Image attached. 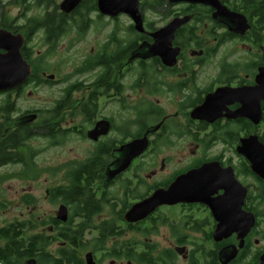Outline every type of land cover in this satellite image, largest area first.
I'll return each instance as SVG.
<instances>
[{
  "label": "flooded vegetation",
  "instance_id": "af4514ba",
  "mask_svg": "<svg viewBox=\"0 0 264 264\" xmlns=\"http://www.w3.org/2000/svg\"><path fill=\"white\" fill-rule=\"evenodd\" d=\"M87 1L91 0H84L80 6ZM98 2L92 0V10L86 11L88 14L82 17L76 13L78 8L71 14L65 13L68 15V27L60 38L74 30V35H79L81 42L82 36L92 27L94 17L91 14L94 13L98 19H108L106 24L113 23L110 37L92 53L82 56L79 65L63 77H59L58 72L50 73L47 68L50 54L43 69L35 74V65L26 52L31 48L28 37L32 40L37 35L30 34V17L8 19V25L0 24V29L24 36L21 52L33 68L23 84L0 91V147L11 146L22 157L18 162H1L0 168L19 164L26 170L28 158L36 154L31 143L50 140L51 144L49 124L51 109L56 106L55 122L67 132L62 141L73 135L93 145L87 158L68 163L64 172L67 181L58 186L70 184L68 176L73 166L86 164L97 150L109 148L108 160L94 172L93 198L88 193L90 199L87 203L91 202L93 209L97 210L90 212L84 204L83 209H75L74 204L60 199V205L66 204L69 208L68 221L56 219L57 223H51L50 219H42L41 224L30 226L28 236L42 235L44 240L50 236L58 238L55 240L58 242L55 253L49 251V246L55 241L45 250L56 256L61 264H259L264 255V180L252 171L249 161L237 153L240 137L255 131H242L237 126V122L249 121L247 119L221 117L211 122L195 119L192 113L220 88L235 89L255 84L259 68L264 66V0H207L205 3L157 0L155 12L158 17L155 21L148 20L144 14L150 1L141 0L144 32H138L134 21L127 15L111 17L101 14ZM220 6L246 18L249 28L244 34L233 31V26L218 16ZM58 12H63L60 5ZM121 17L130 20L125 29L119 27ZM176 18H187L177 29L173 42L174 46L181 47L176 64L166 65L159 56L131 59L132 52L141 44L154 41L151 33L161 30ZM2 19L0 15V23ZM122 31H125L124 39L120 37ZM114 33L120 44L114 40ZM132 38L137 42L127 58L119 64L113 63L114 52ZM226 43L251 44L259 48L260 53L243 64L227 62V58L219 55ZM49 49L50 45H47V51ZM4 52L0 50V53ZM98 58L103 62L99 63ZM57 84H61V95L51 107L35 106L30 101L32 96L25 95L34 86ZM238 107L236 102L228 105L227 109L235 111ZM34 115L35 119H28ZM118 118H125L124 124L118 123ZM100 121L110 122L109 133L101 135L98 140L89 139L88 132ZM152 127L157 128L148 134L146 152L108 181L107 169L115 160V149L143 137ZM17 134L21 139L19 146L15 143ZM162 147L178 151L180 162L173 163L170 158L152 162L144 159L148 153ZM25 149L30 151L29 157L23 153ZM214 161L219 162L222 168H233L236 180L247 188L243 202L237 201V192L233 194L234 200H225V190L219 189L210 193L206 202L164 203L139 221L127 220L126 214L133 205L151 197L159 189H168L180 175ZM52 189L47 190L50 200ZM237 212H244L247 220L253 216L254 225L248 229L230 225L229 234H217L220 221H230V216ZM73 213L74 222L69 223ZM217 214L227 218L220 217L219 220ZM105 224L115 227L119 233L102 235ZM37 226L47 228L49 232L33 233ZM129 235H137L138 238L130 239ZM71 238L76 240L73 242ZM88 254H91L90 261ZM34 259L32 257L25 262L30 264Z\"/></svg>",
  "mask_w": 264,
  "mask_h": 264
},
{
  "label": "water",
  "instance_id": "95a60500",
  "mask_svg": "<svg viewBox=\"0 0 264 264\" xmlns=\"http://www.w3.org/2000/svg\"><path fill=\"white\" fill-rule=\"evenodd\" d=\"M84 0H63L60 3V9L66 14L74 12ZM141 0H99L98 8L101 14L111 17L118 15H127L135 23V29L138 32H144L143 15L141 11ZM171 2H207V0H170ZM218 6V5H217ZM218 16L225 19L226 24L233 26V31L244 34L249 25L246 18L241 14L230 12L225 7L220 6ZM187 21V18H176L169 25L161 30L151 33L152 43H143L132 52L131 59L150 58L159 56L163 63L172 66L177 63L181 47L174 46L177 29ZM24 43L22 34L13 33L0 29V91L15 88L28 80L32 74V65L23 57L21 49ZM264 57V53H263ZM54 78V76H50ZM239 105L237 110L227 109L228 105L236 103ZM264 102V66L259 68L255 79V84L251 86H241L233 88H220L214 94L207 97L204 105L196 108L192 117L207 121H214L221 117L229 119H247L255 126L262 122ZM33 117L29 120L35 119ZM111 125L109 121H100L97 126L88 132V138L98 140L101 135H107ZM157 127H152L143 137L133 139L115 149V160L108 166V181L113 180L122 171L131 166L133 160L146 152L149 146L150 132H154ZM237 153L249 161L252 171L264 180V142L259 138L258 133H252L248 136H242L237 145ZM219 189L225 190V200H234L237 192V201L243 202L247 188L234 176L232 167L222 168L219 162H207L200 168L192 169L185 174L180 175L169 186L168 189H159L154 194L133 205L127 212L126 218L130 222L139 221L147 217L159 205L164 203L174 204L181 201H208L209 195ZM230 193V195H227ZM230 197V198H229ZM226 219V215H218ZM56 219L60 222H67L69 219V208L66 204H61L56 214ZM230 221L221 220L220 230L217 234L227 235L231 231L230 225H240L246 229L254 225L255 219L251 216L246 219L244 212L230 216ZM239 232V230L237 229ZM88 260H91V254H88ZM34 261H30L33 264ZM259 264H264V255Z\"/></svg>",
  "mask_w": 264,
  "mask_h": 264
},
{
  "label": "rangeland",
  "instance_id": "374dc122",
  "mask_svg": "<svg viewBox=\"0 0 264 264\" xmlns=\"http://www.w3.org/2000/svg\"><path fill=\"white\" fill-rule=\"evenodd\" d=\"M63 0H57V4ZM147 9L144 10L145 16L150 21H155L158 14L153 6L152 0H149ZM91 1L86 2V6H91ZM52 7V6H51ZM53 8V7H52ZM86 8V7H85ZM149 8V9H148ZM7 20L10 21L18 17H33L42 14L43 9L37 6H32L27 13L24 9L13 2H8L4 6ZM81 16V15H80ZM94 17V22L88 33L82 36L79 42V35H74V30L68 33L63 38H60L56 49L51 56L47 57V68L50 73L58 72L59 77H63L70 73L77 65L80 58L92 53L93 49L98 48L102 43H105L107 37L113 29V23H108V19H98L96 14H91ZM101 20V21H100ZM130 23V20L121 17L119 27L125 29ZM125 31L120 32V37L124 39ZM43 31H40L32 40L29 47L33 48L32 58L38 60L40 54L47 51V45L43 41ZM133 43L130 40L131 44ZM127 48V47H125ZM260 53V49L254 46L245 45L243 43H226L223 45L220 56H223L227 62L237 61L238 64H243L250 59H255L256 54ZM46 60V58H45ZM44 60V61H45ZM61 84L54 86H34L25 92L27 97L32 96L30 100L33 105L39 107H51L53 103L61 95ZM31 93V95H30ZM124 119L118 118L116 121L124 124ZM125 138V137H124ZM126 140V139H125ZM35 156L28 158L29 167L25 170L22 165H8L0 168V228L16 221H29L36 225L41 224L42 219L49 220L55 217L59 209L60 202L52 201L47 197V190L54 188L60 184H65L66 179L64 172L67 170L68 163H74L87 158L92 150L91 142L84 141L78 136L68 135L64 141L59 144L51 145L50 140H35L32 143ZM23 153L30 155L29 150H22ZM186 153V152H184ZM162 158H170L173 163L180 162L181 155L178 151L162 147L157 151H151L144 159L147 161L161 160ZM139 157L136 159L138 160ZM239 158L237 155V164ZM254 182V181H253ZM31 199V203L27 202ZM49 232L47 228L37 226L33 233L41 231ZM28 231L27 233H29ZM130 239H137V235H129ZM119 239H122L119 238ZM58 242L55 241L49 246V251L55 253Z\"/></svg>",
  "mask_w": 264,
  "mask_h": 264
},
{
  "label": "trees",
  "instance_id": "16d2710c",
  "mask_svg": "<svg viewBox=\"0 0 264 264\" xmlns=\"http://www.w3.org/2000/svg\"><path fill=\"white\" fill-rule=\"evenodd\" d=\"M157 0H152L153 6L157 5ZM8 2H13L24 9V12L27 13L32 6H37L43 9V12L39 16H33L28 19V22L32 25V30L30 34H38L40 31L44 30L43 41L45 45H50L49 51H46L44 54L39 55L38 60H33L32 58V48L27 49L28 58L32 60L35 65V74L38 71L43 69V65L46 64L45 58L48 54L52 55L56 46L60 40V37L67 31V16L63 12H58L59 5L56 3L57 0H0V10H4V6ZM149 5L152 6L150 3ZM53 8H52V7ZM93 6V4H91ZM86 6V3L78 7L76 12L77 14L87 15L86 11H91L92 7ZM86 7V8H85ZM3 17L1 25H8L10 22L7 20V17L3 12H1ZM16 29V28H15ZM19 29V28H18ZM34 36V35H33ZM114 40L120 44V40L116 38V33H114ZM31 40L30 37H28ZM131 44L122 45L114 54L112 55V62L115 64L121 63L127 55H129L132 47L136 46L137 39L132 38ZM127 47V48H125ZM25 52V54H26ZM26 54V55H27ZM105 60V57H102ZM98 62H103L98 58ZM58 106L55 109H51V117L49 124V137L51 138V145L59 144L62 142L64 135H67V132L61 130L58 123L55 122L57 118ZM237 126L240 127L242 131H252L259 134V138L264 142V104H263V117L262 122L258 126H254L250 121H239ZM126 138V137H125ZM239 134L237 132V142ZM21 139L20 135H15L16 146H19ZM116 141V140H114ZM115 146V144H113ZM109 148H102L97 150L88 158V162L83 165H75L70 169L69 173V185L56 186L51 190V199L52 201H67L74 204L75 209H83V204L89 208L90 212H93L97 209H93L92 203H87L88 193H93V185L95 182L94 172L100 170L104 166L106 160L109 158ZM22 159L21 154L13 151L11 146L0 147V163L7 161H20ZM100 176V173H99ZM92 195V194H91ZM93 198V195H92ZM28 203H31V199H27ZM99 210V209H98ZM75 214L73 213L70 216L69 223H73ZM87 218L90 219V216L87 215ZM51 223H57L55 217L50 218ZM33 223L29 221H16L5 225L0 228V264H27L25 261L35 257V264H61V261L57 259L56 256L50 254L45 250L47 245H50L53 241L58 238L50 236L48 238H43L40 236H28V231L30 226ZM106 226V224H105ZM114 227V226H113ZM102 235L106 232L110 234H118L119 232L116 228L112 226H106L105 230L102 229ZM73 242L76 238H71Z\"/></svg>",
  "mask_w": 264,
  "mask_h": 264
}]
</instances>
